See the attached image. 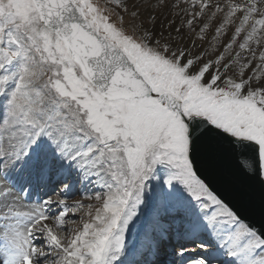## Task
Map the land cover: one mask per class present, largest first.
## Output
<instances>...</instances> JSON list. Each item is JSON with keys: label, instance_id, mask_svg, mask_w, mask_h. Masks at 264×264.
<instances>
[{"label": "snow or ice", "instance_id": "obj_1", "mask_svg": "<svg viewBox=\"0 0 264 264\" xmlns=\"http://www.w3.org/2000/svg\"><path fill=\"white\" fill-rule=\"evenodd\" d=\"M0 264H264V0H0Z\"/></svg>", "mask_w": 264, "mask_h": 264}, {"label": "water", "instance_id": "obj_2", "mask_svg": "<svg viewBox=\"0 0 264 264\" xmlns=\"http://www.w3.org/2000/svg\"><path fill=\"white\" fill-rule=\"evenodd\" d=\"M224 177L219 182H214L215 186L222 194L228 195L238 207H240L244 215L255 220L260 219L261 207L258 193H253L246 188L242 181L226 182V178L231 168L229 162L224 163Z\"/></svg>", "mask_w": 264, "mask_h": 264}, {"label": "rangeland", "instance_id": "obj_3", "mask_svg": "<svg viewBox=\"0 0 264 264\" xmlns=\"http://www.w3.org/2000/svg\"><path fill=\"white\" fill-rule=\"evenodd\" d=\"M101 2H102V0H101ZM81 195H83V193ZM77 198H79V197H77Z\"/></svg>", "mask_w": 264, "mask_h": 264}]
</instances>
